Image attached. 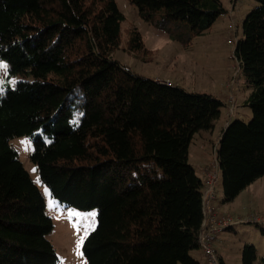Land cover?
Returning a JSON list of instances; mask_svg holds the SVG:
<instances>
[{
	"label": "trees",
	"instance_id": "1",
	"mask_svg": "<svg viewBox=\"0 0 264 264\" xmlns=\"http://www.w3.org/2000/svg\"><path fill=\"white\" fill-rule=\"evenodd\" d=\"M129 1L172 38L187 34L186 44L225 12L221 0ZM256 1L236 48L253 117L230 122L217 148L224 203L264 176V0ZM124 20L115 0H0V61L8 64L0 82V264L60 263L46 198L12 144L22 136L32 139L31 160L52 197L98 210L83 244L87 264H201L193 251L205 182L190 145L216 128L224 102L115 59ZM131 44L144 48L137 29ZM258 258L246 243L243 264Z\"/></svg>",
	"mask_w": 264,
	"mask_h": 264
},
{
	"label": "rangeland",
	"instance_id": "2",
	"mask_svg": "<svg viewBox=\"0 0 264 264\" xmlns=\"http://www.w3.org/2000/svg\"><path fill=\"white\" fill-rule=\"evenodd\" d=\"M115 1L125 15L122 23V44L113 54L115 59L129 67L134 74L170 81L189 92L212 94L224 102L223 115L216 129L201 131L190 145L189 161L196 168L199 176L204 178V169L212 167L215 161V148L216 146L218 148L223 134L221 122L224 125L226 122H232L236 117L248 122L253 117L251 108L246 105L252 88L245 82L236 48L244 35L243 21L258 2L221 0L225 12L208 31L194 36L186 44L185 41L190 38L187 34L184 38L174 39L169 32L144 20L138 8L129 0ZM174 28H177V25ZM134 29H137L142 37L143 49L131 47ZM3 64L8 67L6 62L3 61ZM7 67L0 68V82L6 74ZM231 96L238 101L235 116L230 111ZM12 144L46 198V211L55 225L49 239L60 257L59 264H87L83 244L97 225L98 210L82 211L67 207L52 197L49 189L41 183L36 165L31 160L33 151L31 137H16L12 140ZM217 192L219 206L223 205L222 210L232 215L234 220L243 221L224 233L223 250L229 254L227 263L243 264L242 248L249 243L257 247L259 258L256 264H260L264 257V223L248 222V218L251 215L264 218V176L232 202L223 204L222 179L217 185Z\"/></svg>",
	"mask_w": 264,
	"mask_h": 264
},
{
	"label": "built area",
	"instance_id": "3",
	"mask_svg": "<svg viewBox=\"0 0 264 264\" xmlns=\"http://www.w3.org/2000/svg\"><path fill=\"white\" fill-rule=\"evenodd\" d=\"M160 80V79H159ZM171 85V82H166ZM231 106L230 111L232 115H236L238 101L234 96H231ZM222 179L221 165L217 155V146L215 148V161L212 167H207L205 169V189L203 192V202H204V214L205 219L202 224V229L200 232V248L205 252L207 258V264H222L221 257L214 246L215 240L218 234L225 231L226 229L233 227L234 225L243 223V221L233 222L230 217H218L216 214V209L212 205V202L216 199L217 185L219 180ZM248 222L253 223H264V218L259 215H251L248 218Z\"/></svg>",
	"mask_w": 264,
	"mask_h": 264
},
{
	"label": "crops",
	"instance_id": "4",
	"mask_svg": "<svg viewBox=\"0 0 264 264\" xmlns=\"http://www.w3.org/2000/svg\"><path fill=\"white\" fill-rule=\"evenodd\" d=\"M159 80V79H158ZM222 115H223V113H222ZM221 118H222V116H221ZM220 118V119H221ZM219 122H220V120L217 122V124H216V127H217V125L219 124ZM226 124H227V126H228V124H229V122H226L224 125H223V123L221 122V132L227 127L226 126ZM216 129V128H215ZM206 169V168H205ZM205 169H204V172H205ZM204 174V173H203ZM203 179H205V177L203 178ZM217 192V191H216ZM219 203H220V200L218 199V192L216 193V199L212 202V205L215 207V209H216V214H217V216L218 217H230L232 220H234V218L232 217V215H229L228 213H226V212H224L223 210H222V208H223V205L221 206H219ZM223 204H225L224 202H223ZM234 221H239V220H234ZM235 226V225H234ZM233 226V227H234ZM233 227H230V228H228V229H232ZM227 229V230H228ZM226 231V230H225ZM225 231H223V232H221V233H219L218 234V237H217V239L215 240V243H214V246H215V248L217 249V252L219 253V255H220V257H221V259L223 260V262L225 263V264H228L227 263V256H229V254H227V253H225L224 252V250H223V245H224V243H225V237H224V233H225ZM193 255L200 261V263L201 264H207V258H206V255H205V253H204V251L201 249V248H199V249H196V250H194L193 251Z\"/></svg>",
	"mask_w": 264,
	"mask_h": 264
},
{
	"label": "snow or ice",
	"instance_id": "5",
	"mask_svg": "<svg viewBox=\"0 0 264 264\" xmlns=\"http://www.w3.org/2000/svg\"><path fill=\"white\" fill-rule=\"evenodd\" d=\"M7 66L3 64V62H0V68H6ZM55 206V205H54Z\"/></svg>",
	"mask_w": 264,
	"mask_h": 264
},
{
	"label": "bare ground",
	"instance_id": "6",
	"mask_svg": "<svg viewBox=\"0 0 264 264\" xmlns=\"http://www.w3.org/2000/svg\"><path fill=\"white\" fill-rule=\"evenodd\" d=\"M166 82H170V81H166ZM237 99V98H236ZM234 222V220H232ZM227 230V229H226ZM205 253V252H204Z\"/></svg>",
	"mask_w": 264,
	"mask_h": 264
}]
</instances>
